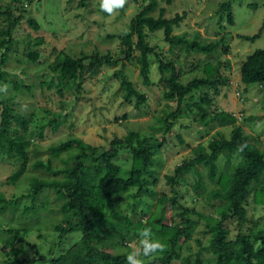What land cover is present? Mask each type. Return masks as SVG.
Wrapping results in <instances>:
<instances>
[{"label":"rangeland","instance_id":"rangeland-1","mask_svg":"<svg viewBox=\"0 0 264 264\" xmlns=\"http://www.w3.org/2000/svg\"><path fill=\"white\" fill-rule=\"evenodd\" d=\"M1 1L3 9L11 10L15 16L23 13L25 18L38 22L39 27L34 28L25 18L17 24L12 32V42L8 46V59L3 66L4 77L0 79V87L7 86L6 93L0 92V100L29 119L25 131L28 141L27 169L16 182L8 181L7 178L19 168L18 156L15 152L8 154L5 150H0V194L8 199L19 197L15 207L0 209V264H26L34 256L50 254L52 249L58 254L79 239V231L71 232L58 251L53 227L65 219V215L59 210L60 201L50 189H43L35 198L28 196L32 191L31 182L35 178L51 180L63 177L62 170L67 168L64 162L70 159V154L66 152L55 157L49 147L69 137H79L99 148L106 147L111 139L122 137L130 131L150 133L159 140L163 137L166 139L162 147L153 150L152 163L144 173L150 192L137 193L135 189H130L115 199L116 208L132 219L141 213H153L157 209L156 200L161 192L171 196L170 185L165 176L172 175L176 165L191 158L193 148L198 145L207 148L212 135L218 132L229 136L231 125L219 127L216 123H204L203 113L193 102L205 107V99H213L221 109L236 114V124L264 150V83L245 85L241 83L239 73L245 57L256 49L264 48V29L253 41L238 37L239 34L253 35L259 30L264 18V0H157L153 13L155 16L160 7L165 9L164 16L167 18L176 13H185L180 24L174 27V34L184 33L189 39L197 37L207 43L217 42L224 37V44L228 48L224 53L225 47L220 44L210 54L186 52L179 47L171 49L163 41L162 29L153 32L146 30L147 40L151 45L161 49L165 56L180 60L184 68L181 78L183 82L203 75L202 66L197 69L194 67L199 61L215 63L216 59L221 58L229 67L223 64L221 70L229 75L230 85L223 87L217 96L209 89L193 91L190 107L187 104L182 106V112L169 132H164L165 124L162 120L166 111L175 108L176 102L162 98V83L152 56H149L152 80L150 85L142 83L137 67L132 64L123 67L120 63L115 66L102 65L93 74L89 71L83 74L80 93L65 92L62 107L55 84L48 86L43 82L52 77L48 65L54 61L59 51L73 58L91 55L94 51L100 54L110 51L114 56H118V53L120 55L117 35L128 29L129 21L146 0H128L124 8L112 15L100 9V0H90L84 5H79L78 0H21L18 4L15 0ZM222 2L231 4L234 17L232 25L220 20L216 11L218 4ZM17 6L21 8L20 11V8L16 9ZM5 24V16L0 17V27ZM29 50L39 53L36 62H31L26 57ZM226 59L229 60L228 63L225 62ZM119 70L126 74L138 91L146 95V102L138 110L133 103L123 99V90L116 75ZM14 82L28 85L30 90L16 88ZM235 83L239 86L237 89L240 95H237L233 86ZM53 117L60 123L55 131L49 123V119ZM12 125L17 124L12 121ZM17 128L22 132L21 126L17 125ZM177 134L184 138L183 144L179 143ZM38 161H49L51 170L36 166ZM115 161L122 166L121 175H126L125 169H128L131 161L129 152H120ZM217 164L219 171L225 169V156L221 155ZM201 174L204 189L200 196L194 195L192 187L198 176L195 172H189L180 186L181 206L175 205L174 210H171L170 204H166L167 221L170 215L175 221H182L183 208H188L194 226L193 238L184 245L180 257L172 264L184 263L185 255L193 256L198 251L206 258L211 257L210 251L206 249L210 236L202 216H216V209L222 201L208 199V190L217 185L208 180L203 168ZM32 206L35 211L31 209ZM245 206L248 225L253 226L256 223L262 226L264 205L253 202L251 195ZM226 225L230 229V237H233L236 233V221L228 220ZM8 226L26 230V244L20 245L23 252L14 255L23 260L21 263L7 262L5 252L9 248L4 247L3 241L9 234L1 230ZM116 236V232L113 235L102 234L101 239L114 251L125 252L126 249L117 243ZM132 244L138 242L132 240L130 245ZM14 247L18 248L19 245L15 244ZM187 247L190 253L187 252Z\"/></svg>","mask_w":264,"mask_h":264},{"label":"trees","instance_id":"trees-1","mask_svg":"<svg viewBox=\"0 0 264 264\" xmlns=\"http://www.w3.org/2000/svg\"><path fill=\"white\" fill-rule=\"evenodd\" d=\"M19 1L21 0H15L17 4ZM88 1L90 0H78V3L84 5ZM156 6L157 0H146L129 21L128 29L117 35L120 45L118 56H114L110 51L105 54L94 51L91 55L73 58L63 51L58 52L54 61L48 65L52 77L49 81L43 82L48 86L55 84L61 97V107L65 102V92L80 93L83 74L86 71L93 74L102 65L115 66L120 63L123 67L132 64L137 67L142 83L150 85L152 80L149 56L154 58L157 65L163 88L162 98L176 102L175 108L164 114L162 120L165 124L164 132H169L175 126L184 104L190 107L193 91L209 89L217 96L223 87L230 85L229 75L221 70L222 65L225 64L221 58L216 59L215 63L199 61L194 67L197 69L202 66L203 75L195 76L186 82L181 81L184 68L180 60L165 56L161 49L151 45L147 40L146 30L153 32L162 29L163 41L171 49L179 47L186 52L210 54L223 44L226 53L227 44H224V37L217 42L207 43L198 40L197 37L189 39L184 33L174 34V27L180 24L185 13H176L173 17L167 18L164 16L165 9L160 7L155 16L153 13ZM3 7L0 0V17L5 16L6 19L5 26L0 27V79L4 77L3 66L8 59L12 32L25 18L23 13L15 16L11 10ZM19 8L17 6L16 9ZM216 11L220 20L231 25L234 23L229 2L219 3ZM25 19L34 28L39 27V23L34 19ZM263 29L264 18L255 34H239L238 37L253 41L259 37ZM25 55L31 62H36L39 58V53L35 50H29ZM225 62L228 63L229 60L226 59ZM224 66L228 67V64ZM239 73L240 81L245 85L263 84L264 48L248 54L240 65ZM116 75L123 90L124 101L133 103L138 110L146 102V95L135 88L122 70ZM13 85L16 88L30 90L28 85L16 82ZM233 86L240 95L237 83ZM0 104V150H5L8 154L15 152L18 156L19 168L7 178L8 181L16 182L27 169L28 141L25 131L29 119L1 100ZM193 105L203 113L204 123H216L219 127L231 125L229 136L218 132L212 135L207 148L203 145L193 148L192 157L176 165L172 175L165 176L166 182L170 185L171 196L161 192L156 200L157 209L151 214L141 213L134 219L116 208L115 199L130 189H135L137 193L150 192L144 173L149 170L152 163L153 150L162 147L166 142L164 137L159 140L150 133L130 131L122 137L111 139L108 145L102 148L75 136L50 146L49 151L55 157L66 152L70 154V159L64 162L67 168L62 170L63 177L60 179L32 180V191L28 196L35 198L43 189H50L60 201L59 210L65 215V219L53 227L57 239L55 247L58 251L71 232L79 231L80 237L58 254L52 249L50 254L34 256L26 264H127L126 256L131 250L130 242L132 240L138 242L139 233L145 227H150L153 238L161 240L166 245L163 252L157 253L155 258H147L145 264H172L180 257L184 245L193 238L194 226L188 208H183L182 221H175L171 215L168 216L170 219L167 221L166 204H170L171 210H174L175 205L181 206L180 186L185 182V175L189 172H195L198 176L192 187L194 195L200 196L201 190L204 189L201 179L202 168L206 171L208 180L217 185L208 190V199L222 201L216 209V216H202L210 236L206 249L210 251L211 257L206 258L198 251L193 256L185 255L184 263L181 264H264V223L262 226L256 223H253V226L248 225L249 218L245 206L251 195L253 202L264 205V150L251 140L239 124H236L237 115L221 109L213 99H205V107L194 102ZM12 121L22 127V132L18 131L17 125H12ZM49 123L54 131L60 124L54 117L49 119ZM177 139L180 144L184 143V138L180 134H177ZM241 146H243L242 151L239 150ZM120 152H129L131 156L130 166L125 169L126 175H121L122 166L115 161ZM221 155L226 158V168L219 171L217 159ZM36 166L51 170L49 161L47 163L38 161ZM18 202L19 197L8 199L0 194L1 210L7 206L15 207ZM31 209L35 211L34 206ZM192 212L195 213L193 210ZM228 220L236 221V233L233 237H230V229L226 225ZM1 232L9 234L3 241L4 247L9 248L5 252L8 257L7 262H23L14 255L23 252L20 245L26 244L25 228L8 226ZM115 232L117 243L126 249L125 252H116L103 243L102 234L113 235ZM197 242L201 243L200 240ZM15 244L19 247L15 248ZM186 249L190 253L188 247Z\"/></svg>","mask_w":264,"mask_h":264},{"label":"clouds","instance_id":"clouds-1","mask_svg":"<svg viewBox=\"0 0 264 264\" xmlns=\"http://www.w3.org/2000/svg\"><path fill=\"white\" fill-rule=\"evenodd\" d=\"M128 0H100V9L109 15H112L127 4ZM0 92H7V86L0 87ZM243 150V146L239 149ZM138 244L129 245L130 251L126 256L127 264H145V258H155L159 252H163L166 245L159 239L153 238L150 227H145L139 233Z\"/></svg>","mask_w":264,"mask_h":264},{"label":"built area","instance_id":"built-area-1","mask_svg":"<svg viewBox=\"0 0 264 264\" xmlns=\"http://www.w3.org/2000/svg\"><path fill=\"white\" fill-rule=\"evenodd\" d=\"M237 95H238V93H237Z\"/></svg>","mask_w":264,"mask_h":264}]
</instances>
